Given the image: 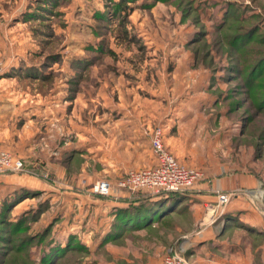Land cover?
Instances as JSON below:
<instances>
[{
    "label": "rangeland",
    "instance_id": "obj_1",
    "mask_svg": "<svg viewBox=\"0 0 264 264\" xmlns=\"http://www.w3.org/2000/svg\"><path fill=\"white\" fill-rule=\"evenodd\" d=\"M0 68V150L25 162L3 175L22 188L0 178V264H44L71 237L82 249L49 264H160L174 252L194 264L190 197L99 245L56 195L72 176L89 188L100 166L85 161L83 131L111 146L122 107L148 109L181 164L215 193L246 197L264 222V0H0ZM226 240L264 262V236Z\"/></svg>",
    "mask_w": 264,
    "mask_h": 264
},
{
    "label": "crops",
    "instance_id": "obj_2",
    "mask_svg": "<svg viewBox=\"0 0 264 264\" xmlns=\"http://www.w3.org/2000/svg\"><path fill=\"white\" fill-rule=\"evenodd\" d=\"M12 110L9 109V122L13 121L12 119L16 114V110ZM143 112V117H141L140 113L133 109L122 107L115 110L118 117L114 120V125L119 131V139H114L111 146L109 141L107 142L102 136H98L95 131L84 129L83 134L86 140L83 143V152L85 161L99 165L100 172L97 174L98 176H93L94 179H88L89 188L87 189L81 187L80 178L76 180V177L72 176L71 179L67 178L66 188L59 189L56 193L57 197L64 195L62 197L63 203H68L67 206L74 201L71 219L83 217L82 222L85 223L83 227L89 230V238H94L99 245L108 244L118 210L128 208V205L121 198L129 197V195L123 194L120 198L102 199L92 195L90 187L99 180V177H106L110 181H119L131 170L153 169L157 166L152 148V135L155 131V121L152 118L154 114L148 109ZM6 124L4 123V125ZM163 131L166 139L167 131L164 128ZM4 136H8V129L5 130ZM4 143L6 144V141ZM60 169H57L56 172L69 177V172ZM0 178L3 179V185L9 191L15 192L22 188L20 183L14 182L12 179L9 180L10 177L8 176H1ZM203 181L187 196V198H191V211L198 217L200 224L199 229L190 236L189 245L186 249V255L190 257L189 260L194 259V264H257V262H252L249 251L235 241L226 240V237H230L231 232L235 229L264 236L262 214L254 210L246 197H234L223 213L217 212V218L214 222L208 221L206 206L209 204L217 206L218 193L215 191L219 187L209 189L208 184ZM221 188L223 189L222 192L227 190L226 187ZM199 256L201 260H204V263L199 261ZM258 264H264V262Z\"/></svg>",
    "mask_w": 264,
    "mask_h": 264
},
{
    "label": "built area",
    "instance_id": "obj_3",
    "mask_svg": "<svg viewBox=\"0 0 264 264\" xmlns=\"http://www.w3.org/2000/svg\"><path fill=\"white\" fill-rule=\"evenodd\" d=\"M2 69L0 68V75ZM152 148L157 160L153 169L131 170L126 176L113 183L108 179L96 181L90 190L95 197L102 199L120 198L137 192H148L153 195L161 193H185L193 190L204 179V173L197 169L187 168L168 150L164 142L162 128L155 129L152 135ZM25 170V163L7 150H0V176L18 174ZM228 193L218 194L217 206H206L208 221H214L219 211L223 213L231 201ZM160 264H190L179 252L171 253Z\"/></svg>",
    "mask_w": 264,
    "mask_h": 264
},
{
    "label": "trees",
    "instance_id": "obj_4",
    "mask_svg": "<svg viewBox=\"0 0 264 264\" xmlns=\"http://www.w3.org/2000/svg\"><path fill=\"white\" fill-rule=\"evenodd\" d=\"M189 192H168L161 193L158 195H153L148 192H137L129 195V197L121 198L122 201L128 205V208L118 210L115 218L116 222L114 223V229L111 233V237L114 236L115 232L117 233L120 229L129 227L132 224H144L148 226L154 221H159L164 216V213L173 207L177 200L186 198ZM21 196L23 195L21 194L17 197ZM27 197L28 196H26L25 198ZM45 234L47 235V233ZM44 238L45 235H42L40 238V242H43ZM75 242H78L77 239L71 237L68 241L67 246L65 247L66 250H73L76 248L82 249L80 243ZM65 248L59 245L57 247L52 246L50 248V252L43 257L42 262L44 264H49L50 260L60 255V253L62 254Z\"/></svg>",
    "mask_w": 264,
    "mask_h": 264
}]
</instances>
